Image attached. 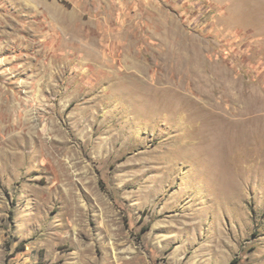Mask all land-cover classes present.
Returning <instances> with one entry per match:
<instances>
[{"label": "rangeland", "instance_id": "obj_1", "mask_svg": "<svg viewBox=\"0 0 264 264\" xmlns=\"http://www.w3.org/2000/svg\"><path fill=\"white\" fill-rule=\"evenodd\" d=\"M0 264H264V0H0Z\"/></svg>", "mask_w": 264, "mask_h": 264}]
</instances>
